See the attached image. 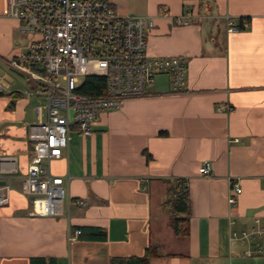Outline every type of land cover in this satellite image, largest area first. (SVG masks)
Wrapping results in <instances>:
<instances>
[{
	"label": "crops",
	"instance_id": "1",
	"mask_svg": "<svg viewBox=\"0 0 264 264\" xmlns=\"http://www.w3.org/2000/svg\"><path fill=\"white\" fill-rule=\"evenodd\" d=\"M110 2L122 16L155 18L148 52L185 56V86L175 91L159 75L148 95L102 113L90 135L72 131L67 151L50 164L65 178L66 198L62 213L49 217L31 216L21 192L38 98L23 74L16 71L26 79L21 84L1 67L29 39L0 0V155L15 157L17 168V189L0 207V264H110L115 256H141L149 245L159 248L150 264H264V252L244 256L245 246L229 240L233 229L264 226V0ZM184 14L191 18L178 23ZM241 17L251 18L246 29L228 33V19ZM205 162L207 175L199 172ZM173 178L188 180L187 237L175 234L163 208L164 181ZM233 183L242 193L231 207ZM81 227L106 237L85 238Z\"/></svg>",
	"mask_w": 264,
	"mask_h": 264
},
{
	"label": "built area",
	"instance_id": "2",
	"mask_svg": "<svg viewBox=\"0 0 264 264\" xmlns=\"http://www.w3.org/2000/svg\"><path fill=\"white\" fill-rule=\"evenodd\" d=\"M7 1L8 15L20 22L19 29L29 41L6 64L33 84L38 98L35 113L39 120L27 128L33 154L21 192L30 200L31 216L56 217L66 198L65 178L54 175L50 164L67 151L71 132L90 135L102 113L119 109L128 98L148 95L159 75H168L173 90L181 91L187 58L152 56L147 39L156 26L155 18L122 16L110 0ZM190 18L184 14L177 21L182 24ZM241 30L236 21L228 19V33ZM87 77L105 79L101 94L81 91ZM4 90L0 82V94ZM199 172L209 174L210 162ZM16 173L15 157L0 155V181L4 182L0 184V207L9 203ZM241 193L242 188L233 183L228 195L231 207L237 205ZM229 240L245 246L244 256H257L264 252V226L233 229Z\"/></svg>",
	"mask_w": 264,
	"mask_h": 264
},
{
	"label": "trees",
	"instance_id": "3",
	"mask_svg": "<svg viewBox=\"0 0 264 264\" xmlns=\"http://www.w3.org/2000/svg\"><path fill=\"white\" fill-rule=\"evenodd\" d=\"M250 17H241L237 24L242 30L250 24ZM244 23L246 26H244ZM241 30V31H242ZM105 85V79L101 77H87L82 88L83 93L99 95ZM164 134V132H160ZM146 153V151H144ZM33 154V152H32ZM31 154V156H32ZM150 159V156H147ZM165 190L166 200L163 208L170 214V225L175 234L180 237H187L190 231L191 200L189 194L188 180L185 178L166 179ZM81 236L90 239H105V232L97 227H81ZM159 248L156 245H149L141 256H115L110 264H150L152 258L157 257ZM48 264H52L51 260ZM31 264H47L45 258L31 259Z\"/></svg>",
	"mask_w": 264,
	"mask_h": 264
},
{
	"label": "rangeland",
	"instance_id": "4",
	"mask_svg": "<svg viewBox=\"0 0 264 264\" xmlns=\"http://www.w3.org/2000/svg\"><path fill=\"white\" fill-rule=\"evenodd\" d=\"M1 67H3L10 75L14 76L17 79V81L20 82L21 84H24V82L26 81L24 77L17 74L16 71L11 69L10 67H7L5 65H2ZM12 187H14V189H17L16 182L13 181Z\"/></svg>",
	"mask_w": 264,
	"mask_h": 264
},
{
	"label": "water",
	"instance_id": "5",
	"mask_svg": "<svg viewBox=\"0 0 264 264\" xmlns=\"http://www.w3.org/2000/svg\"><path fill=\"white\" fill-rule=\"evenodd\" d=\"M4 182L3 181H0V184H3Z\"/></svg>",
	"mask_w": 264,
	"mask_h": 264
}]
</instances>
